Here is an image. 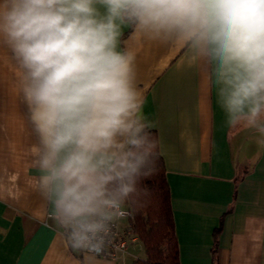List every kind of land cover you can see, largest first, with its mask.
Returning a JSON list of instances; mask_svg holds the SVG:
<instances>
[{
	"label": "clouds",
	"instance_id": "1",
	"mask_svg": "<svg viewBox=\"0 0 264 264\" xmlns=\"http://www.w3.org/2000/svg\"><path fill=\"white\" fill-rule=\"evenodd\" d=\"M125 29L210 67L223 126L264 146V0H0L21 75L34 183L70 247L103 254L160 159Z\"/></svg>",
	"mask_w": 264,
	"mask_h": 264
},
{
	"label": "crops",
	"instance_id": "2",
	"mask_svg": "<svg viewBox=\"0 0 264 264\" xmlns=\"http://www.w3.org/2000/svg\"><path fill=\"white\" fill-rule=\"evenodd\" d=\"M124 39L136 57L143 113L155 125L179 264H212L219 229L218 264H264V146L257 134L223 126L210 67L185 47L148 41L128 29ZM20 75L10 50L0 46V264H130L129 248L143 246L136 236L116 260L86 259L47 217L34 183L36 136Z\"/></svg>",
	"mask_w": 264,
	"mask_h": 264
},
{
	"label": "trees",
	"instance_id": "3",
	"mask_svg": "<svg viewBox=\"0 0 264 264\" xmlns=\"http://www.w3.org/2000/svg\"><path fill=\"white\" fill-rule=\"evenodd\" d=\"M151 132L157 140L155 132ZM128 206L131 209L129 227L142 242L146 256L144 261L135 264H179L170 191L161 158L155 173L141 181L138 195ZM219 233L220 229L214 233L212 264H218L216 252Z\"/></svg>",
	"mask_w": 264,
	"mask_h": 264
},
{
	"label": "built area",
	"instance_id": "4",
	"mask_svg": "<svg viewBox=\"0 0 264 264\" xmlns=\"http://www.w3.org/2000/svg\"><path fill=\"white\" fill-rule=\"evenodd\" d=\"M126 213L127 214L124 216L123 219L128 220L130 217V210L127 208ZM113 232L114 235L112 236L111 242L107 246L105 252L96 257L105 260H116L119 255L126 251L129 241L134 237V233L129 227V225L122 228L119 225V221L117 222Z\"/></svg>",
	"mask_w": 264,
	"mask_h": 264
},
{
	"label": "rangeland",
	"instance_id": "5",
	"mask_svg": "<svg viewBox=\"0 0 264 264\" xmlns=\"http://www.w3.org/2000/svg\"><path fill=\"white\" fill-rule=\"evenodd\" d=\"M126 208L129 209V210H131L130 207L128 206V204L126 205ZM121 222H122V225H124L123 227H126L127 224L129 225V220L123 219V220H121ZM134 236L137 237L136 234H134ZM137 239L139 240L138 237H137ZM129 250H130V253L133 256V259L131 260L130 264H135L137 261H144L145 260V257H146L145 256V251L143 249V246L139 245V243H138V246L137 247L132 246V247L129 248Z\"/></svg>",
	"mask_w": 264,
	"mask_h": 264
}]
</instances>
